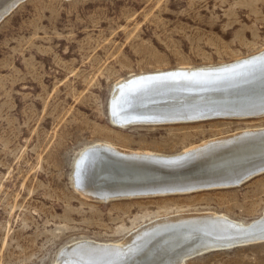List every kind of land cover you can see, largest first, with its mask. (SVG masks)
I'll return each instance as SVG.
<instances>
[{
  "label": "rangeland",
  "instance_id": "rangeland-1",
  "mask_svg": "<svg viewBox=\"0 0 264 264\" xmlns=\"http://www.w3.org/2000/svg\"><path fill=\"white\" fill-rule=\"evenodd\" d=\"M4 13L0 264H66L59 251L72 242H118L174 214L210 211L249 222L263 213L264 173L233 187L97 199L76 187L74 165L96 143L170 155L264 127V116L121 126L109 107L114 86L129 76L264 49V0H17ZM185 264H264V240Z\"/></svg>",
  "mask_w": 264,
  "mask_h": 264
},
{
  "label": "bare ground",
  "instance_id": "bare-ground-1",
  "mask_svg": "<svg viewBox=\"0 0 264 264\" xmlns=\"http://www.w3.org/2000/svg\"><path fill=\"white\" fill-rule=\"evenodd\" d=\"M15 2L0 0V17ZM114 87L111 120L121 126L211 120L205 117L214 113L224 118L261 117L264 49L218 65L129 76ZM74 166L76 187L97 199L238 186L264 173V127L206 139L170 155L96 143L79 153ZM263 240L264 211L249 222L210 211L181 213L142 224L118 242H72L61 248L57 260L66 264H185L204 252Z\"/></svg>",
  "mask_w": 264,
  "mask_h": 264
},
{
  "label": "water",
  "instance_id": "water-1",
  "mask_svg": "<svg viewBox=\"0 0 264 264\" xmlns=\"http://www.w3.org/2000/svg\"><path fill=\"white\" fill-rule=\"evenodd\" d=\"M224 117H226V116H224ZM223 117V114L221 115V114H219V113H214V114H212L210 117H205V118H224ZM228 117V116H227ZM110 118H112V116H111V112H110ZM115 118H118V117H115ZM187 118H189V117H187ZM193 118H195V117H193ZM198 118H203V117H198ZM129 124H131V123H129ZM133 124H135V123H133ZM132 124V125H133ZM77 166V165H76ZM76 166H75V171H76ZM115 169H116V167H115ZM77 172V171H76ZM117 172V171H116ZM87 174L88 173H86V177H87ZM84 181L86 182V183H88V181L86 180V179H84ZM89 184V183H88Z\"/></svg>",
  "mask_w": 264,
  "mask_h": 264
}]
</instances>
